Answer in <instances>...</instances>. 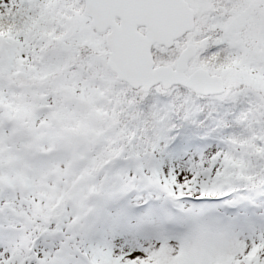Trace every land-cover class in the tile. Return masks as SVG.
<instances>
[{
  "label": "snow or ice",
  "instance_id": "obj_1",
  "mask_svg": "<svg viewBox=\"0 0 264 264\" xmlns=\"http://www.w3.org/2000/svg\"><path fill=\"white\" fill-rule=\"evenodd\" d=\"M0 264H264V0H0Z\"/></svg>",
  "mask_w": 264,
  "mask_h": 264
}]
</instances>
